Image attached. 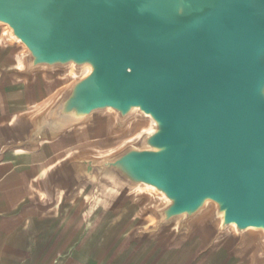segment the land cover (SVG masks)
Here are the masks:
<instances>
[{"label": "water", "instance_id": "1", "mask_svg": "<svg viewBox=\"0 0 264 264\" xmlns=\"http://www.w3.org/2000/svg\"><path fill=\"white\" fill-rule=\"evenodd\" d=\"M0 27L23 48L17 80L73 76L19 115L5 151L144 122L116 152L62 161L51 191L111 211L153 193L135 240L189 242L201 226L204 253L264 264V0H0Z\"/></svg>", "mask_w": 264, "mask_h": 264}, {"label": "crops", "instance_id": "2", "mask_svg": "<svg viewBox=\"0 0 264 264\" xmlns=\"http://www.w3.org/2000/svg\"><path fill=\"white\" fill-rule=\"evenodd\" d=\"M7 48L0 39V264H242V257L204 253L206 239L197 246L133 242L126 226H114L82 205L76 209L78 200H57L49 179L65 159H58L54 148L62 139L36 152L5 151L19 115L38 108L56 90L43 79L28 84L12 76L18 65L2 53Z\"/></svg>", "mask_w": 264, "mask_h": 264}, {"label": "rangeland", "instance_id": "3", "mask_svg": "<svg viewBox=\"0 0 264 264\" xmlns=\"http://www.w3.org/2000/svg\"><path fill=\"white\" fill-rule=\"evenodd\" d=\"M3 35L4 29L0 27V39ZM5 46L8 48L4 51L2 50V53H9V55H11V62H15L16 65L20 67L23 48L12 45L11 43L6 44ZM55 77V81L49 83L51 88L50 91H52L54 88L57 89L63 85H66L73 78V76L70 75H57ZM147 126L148 124L144 122H134L128 127L125 133L111 137L108 124L103 125L102 123H96L94 126H87L85 128L79 129V134L65 137L62 139L60 144L54 146V148H56L58 151V159L65 157L63 161H68L73 156V153L79 151L82 153L91 152L95 155L105 156L121 149L140 131L145 130ZM60 163H62V161ZM70 191L71 190L69 187L60 186L55 192L57 200L60 199L63 201V195L68 196V194H71ZM84 194L85 192L82 191L81 195L84 196ZM68 199L69 198H66V204H70ZM156 200V196L153 193L138 191L129 196L127 201H125L127 203H124L123 206L121 204L119 205L115 203L112 211L109 209V207H103L101 205L103 203L97 198L90 200L88 198L84 199L83 197L82 199L78 200V205L75 208L80 209L79 205H82L84 209L92 211L98 216H106L107 219H112L110 221H112L114 226H126L130 231L131 241L140 242V239L138 241L135 239L136 237L141 236L143 233H147L151 229V227H149L151 220L148 218L150 215L148 210L150 207L156 204ZM173 233H175V230H173ZM173 233H166L158 239H161L162 242L175 241ZM203 233V229L200 226L190 241L196 243V246L203 243L205 240ZM250 256V254L243 256L241 260L242 264L249 262Z\"/></svg>", "mask_w": 264, "mask_h": 264}, {"label": "bare ground", "instance_id": "4", "mask_svg": "<svg viewBox=\"0 0 264 264\" xmlns=\"http://www.w3.org/2000/svg\"><path fill=\"white\" fill-rule=\"evenodd\" d=\"M152 223V221H150V224Z\"/></svg>", "mask_w": 264, "mask_h": 264}]
</instances>
